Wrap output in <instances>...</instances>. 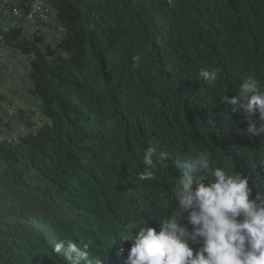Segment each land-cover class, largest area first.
<instances>
[{
  "label": "trees",
  "instance_id": "trees-1",
  "mask_svg": "<svg viewBox=\"0 0 264 264\" xmlns=\"http://www.w3.org/2000/svg\"><path fill=\"white\" fill-rule=\"evenodd\" d=\"M51 5L44 30L0 20V64L8 52L19 56L25 74L15 93L27 89L38 102L31 116L19 109L17 136L0 117V264H68L52 251L67 238L89 243L102 264H123L122 238L177 209L173 189L197 152L264 197V135H247L243 112L221 102L250 75L264 85V0ZM202 68L218 70L214 85L197 78ZM7 71L0 66V102L17 96L1 86ZM252 120L259 125L258 112ZM149 146L154 161L168 158L141 181Z\"/></svg>",
  "mask_w": 264,
  "mask_h": 264
},
{
  "label": "clouds",
  "instance_id": "clouds-1",
  "mask_svg": "<svg viewBox=\"0 0 264 264\" xmlns=\"http://www.w3.org/2000/svg\"><path fill=\"white\" fill-rule=\"evenodd\" d=\"M197 78L214 85L219 72L202 68ZM221 102L232 112H243L247 135H264V85L255 76L245 78L238 92L224 95ZM257 112L259 125L252 120ZM154 156V146L144 149L145 168L137 174L139 180L154 179L157 162L166 166V152H160L156 161ZM184 168L173 189L177 209L157 227L146 223L124 235L122 241L130 248L123 264H264V197L253 196L248 177L213 166L206 151L190 156ZM197 171L210 178L195 177ZM184 214L186 225L180 222ZM89 247L83 240L67 238L53 242L52 251L68 264H102Z\"/></svg>",
  "mask_w": 264,
  "mask_h": 264
},
{
  "label": "rangeland",
  "instance_id": "rangeland-1",
  "mask_svg": "<svg viewBox=\"0 0 264 264\" xmlns=\"http://www.w3.org/2000/svg\"><path fill=\"white\" fill-rule=\"evenodd\" d=\"M1 63H3V61ZM23 70H24V68L22 67V65L21 66L15 65V66L11 67V70L9 72H7L6 74H3L5 82L1 86H2V88L3 87L5 88V89H3L4 91L7 90V92L8 91L13 92L11 89L13 87H16V85H17V87H21L20 84H18L16 82V80H18V76L20 75V72L21 73L24 72ZM24 74L25 73H23V75ZM20 77H21V75H20ZM19 79L24 81L23 77H21ZM24 85H23V87H24ZM27 92H28L27 89H25L24 92L20 93L16 97L8 98L9 100L6 101V99H5L3 102H0L2 104V107L0 108V117H2L4 119L3 121H5V119H10V121L12 123V126L10 129H7L5 127L3 129V131L4 132L6 131L7 133H9L13 136L14 135L17 136L18 133L25 131V127L21 122L22 118L20 116L21 115L20 110L26 109L28 112L27 114L29 116H31L30 110L32 111V113L37 112L38 102L34 96H31ZM32 116H34L33 121L35 123L40 122L39 115L33 114ZM10 121H9V123H10Z\"/></svg>",
  "mask_w": 264,
  "mask_h": 264
},
{
  "label": "built area",
  "instance_id": "built-area-1",
  "mask_svg": "<svg viewBox=\"0 0 264 264\" xmlns=\"http://www.w3.org/2000/svg\"><path fill=\"white\" fill-rule=\"evenodd\" d=\"M52 0H0V20L9 22L11 25L17 22L24 28V23L32 22L36 28L39 25L42 30L48 25L52 19ZM44 25V26H43ZM3 29L9 30L7 25H3ZM33 30V31H34ZM3 36L0 35V43ZM3 47L0 44V61L4 54Z\"/></svg>",
  "mask_w": 264,
  "mask_h": 264
},
{
  "label": "crops",
  "instance_id": "crops-1",
  "mask_svg": "<svg viewBox=\"0 0 264 264\" xmlns=\"http://www.w3.org/2000/svg\"><path fill=\"white\" fill-rule=\"evenodd\" d=\"M32 28H35V25H33L32 22H27V23H24V30L26 32H28V34H30L32 31ZM34 30V29H33ZM12 52V51H11ZM11 52H8L5 57H4V60H3V63L0 64L1 67H6L8 69L7 72H9L11 70V67L15 66V65H20L21 66V59L20 57L16 56L15 53H11ZM21 81H19L20 83ZM20 89L23 90V88L21 87H13L11 90L14 92L12 95H17L15 92L16 91H19Z\"/></svg>",
  "mask_w": 264,
  "mask_h": 264
}]
</instances>
